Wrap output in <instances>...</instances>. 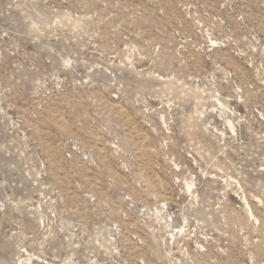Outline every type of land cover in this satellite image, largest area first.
Listing matches in <instances>:
<instances>
[{
  "label": "rangeland",
  "instance_id": "1",
  "mask_svg": "<svg viewBox=\"0 0 264 264\" xmlns=\"http://www.w3.org/2000/svg\"><path fill=\"white\" fill-rule=\"evenodd\" d=\"M0 264H264V0H0Z\"/></svg>",
  "mask_w": 264,
  "mask_h": 264
}]
</instances>
